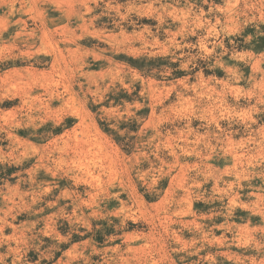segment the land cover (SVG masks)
Masks as SVG:
<instances>
[{
	"label": "rangeland",
	"instance_id": "374dc122",
	"mask_svg": "<svg viewBox=\"0 0 264 264\" xmlns=\"http://www.w3.org/2000/svg\"><path fill=\"white\" fill-rule=\"evenodd\" d=\"M0 264H264V0H0Z\"/></svg>",
	"mask_w": 264,
	"mask_h": 264
},
{
	"label": "bare ground",
	"instance_id": "6f19581e",
	"mask_svg": "<svg viewBox=\"0 0 264 264\" xmlns=\"http://www.w3.org/2000/svg\"><path fill=\"white\" fill-rule=\"evenodd\" d=\"M237 1V0H236ZM252 3V2H251ZM233 5V4H232ZM226 6V5H225ZM255 6V5H254ZM253 9V8H252ZM260 13V12H259ZM261 15V14H260ZM255 59V58H254ZM256 64V63H255ZM254 79V78H253ZM262 85V84H261ZM167 215V214H166ZM165 217V216H164Z\"/></svg>",
	"mask_w": 264,
	"mask_h": 264
}]
</instances>
